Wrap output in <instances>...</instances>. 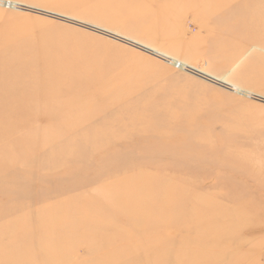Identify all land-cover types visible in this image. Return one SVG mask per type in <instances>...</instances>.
<instances>
[{"label":"rangeland","instance_id":"1","mask_svg":"<svg viewBox=\"0 0 264 264\" xmlns=\"http://www.w3.org/2000/svg\"><path fill=\"white\" fill-rule=\"evenodd\" d=\"M0 2L17 3L16 8L0 4V49H16L29 56L35 54L42 60V63L37 61L36 71L31 74L25 73L26 64L21 62L0 69L11 72L7 83L16 97L24 95L26 89L34 85L38 88L34 95L38 102H77L99 86H106L117 89V95L109 93L107 96L116 98L114 104L136 110L119 115L136 116L140 122L146 118L144 120L160 126V133L147 129L136 137V143H147L144 149L152 147L149 143L163 152L170 149L163 139L164 134L171 133L168 124H164L169 118L187 127L205 130L206 139L221 137L210 145V150L196 147L188 150L179 147L188 141L186 137L171 133L172 141H178L175 149L167 155L144 156L143 159L147 158L141 171L149 174L159 168H169V172L162 171L166 178L184 173L182 181L192 188L191 196L198 205L222 199L231 207L235 204L233 199L254 202L242 212L251 217L246 223L251 228L242 235L247 245H240L239 249L249 254L248 263L264 264V37L253 38L246 30L249 19L264 18L261 3L253 2L251 8L238 9L236 4L225 5L219 0ZM251 10L256 11L257 16H251ZM96 29L100 33L95 32ZM131 42L142 49L133 47ZM59 77L65 87L57 91L48 81ZM105 115L113 119L117 114ZM44 125L45 121L39 128ZM51 128L67 130V135L55 142V148L64 149L70 146L73 136L88 127H63L55 119ZM24 134L39 141V133L26 131ZM228 141L240 150L237 152L241 156L237 159L216 153ZM244 148L248 149L246 156ZM50 149L51 146L41 145L35 153L42 156ZM4 154L7 155V151ZM252 157L262 159L252 166H255L254 172L246 167ZM58 170H61L59 165H52L43 171L44 177ZM145 181L140 180L138 184ZM18 185L11 179L5 187L13 190ZM36 186L33 184L34 188ZM24 199L30 201L27 212L33 216L42 207H58L63 201V197L56 194L51 204L32 202L31 193H25ZM17 220L13 219L10 224ZM159 232L168 235L165 228ZM86 255V251L76 248L66 252L71 264L83 262Z\"/></svg>","mask_w":264,"mask_h":264},{"label":"bare ground","instance_id":"2","mask_svg":"<svg viewBox=\"0 0 264 264\" xmlns=\"http://www.w3.org/2000/svg\"><path fill=\"white\" fill-rule=\"evenodd\" d=\"M219 1L225 5L236 4L238 9L251 8L253 2H259L264 15V0ZM0 4L17 6V3ZM250 15L257 16V13L251 10ZM246 25L253 38L264 37V18L249 19ZM95 32L100 33L97 29ZM130 45L142 49L136 42ZM38 60L42 63L35 54L0 49V69L21 62L26 64L25 73L31 74L36 71ZM10 75L9 70L0 71V191L3 193L0 264H71L66 252L74 248L86 251L87 255L83 262L73 264H254L248 263L249 254L239 249L246 244L243 239L246 229L251 228L246 225L251 217L242 212L254 202L231 198L235 202L233 207L226 205L224 199L198 205L191 196L192 188L182 181L184 173L166 178L162 171L169 172V168H159L149 174L141 171L147 158L143 159L144 156L167 155L175 149L178 141H172L171 133L186 137L188 141L179 147L188 150L194 147L210 150V145L221 137L206 139L205 130L187 127L169 118L164 124H168L171 133L164 134L163 139L170 149L163 152L152 143H149L151 148L144 149L147 143H136V137L147 129L160 133V126L146 118L140 122L139 117L119 115L136 110L119 107L114 104L116 98L107 97L109 93L117 95V89L99 86L77 102L42 103L34 98L38 90L34 85L16 97L7 83ZM62 80L59 77L48 83L60 91L65 87ZM112 113L117 114L113 119L104 117ZM55 119L63 127L88 128L73 136L69 147L55 148L56 140L67 135V130L61 128L59 132L51 128ZM44 121L45 125L39 128ZM26 131L39 133V141L24 134ZM41 145L51 149L39 156L35 152ZM244 149L246 156L248 149ZM238 150L228 141L216 153L237 159L241 156ZM249 160L246 167L251 172L255 171L252 166L262 161L254 157ZM52 165H59L61 170L44 177L43 171ZM11 179L19 183L13 190L5 187ZM144 179L145 183L138 184ZM25 193H31L32 202L51 204L54 194L62 196L63 201L58 207L44 206L33 216L27 212L30 201L24 199ZM162 228L168 235L160 234ZM184 244L186 249L182 247Z\"/></svg>","mask_w":264,"mask_h":264},{"label":"water","instance_id":"3","mask_svg":"<svg viewBox=\"0 0 264 264\" xmlns=\"http://www.w3.org/2000/svg\"><path fill=\"white\" fill-rule=\"evenodd\" d=\"M77 25V24H76ZM80 26V25H79ZM81 27H83V28H86V29H88L87 27H84V26H81ZM90 30V29H89ZM178 67V66H177ZM213 84V83H212ZM216 85V84H215ZM232 92H234V91H232ZM236 93V92H235ZM238 94V93H237Z\"/></svg>","mask_w":264,"mask_h":264}]
</instances>
